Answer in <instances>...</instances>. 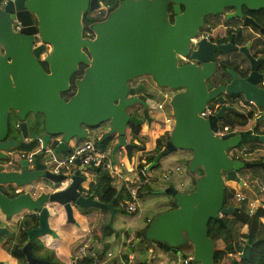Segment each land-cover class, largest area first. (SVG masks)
<instances>
[{
    "label": "water",
    "instance_id": "95a60500",
    "mask_svg": "<svg viewBox=\"0 0 264 264\" xmlns=\"http://www.w3.org/2000/svg\"><path fill=\"white\" fill-rule=\"evenodd\" d=\"M108 1L0 0V161L7 159L10 149L30 147L26 120L30 116L42 118L40 149L33 158L28 157L30 153L27 157L19 156L12 163L16 167L12 171H5L0 165V187L13 186L21 190L32 187L34 191L8 198L0 190V214L10 220L23 212L38 213V228L27 232V243L18 250L26 264H50L34 258L32 249L39 238L58 237L49 226V209L53 205L65 210L69 224H75L72 206L108 211L107 227L111 228L115 199L105 205L93 195L83 194L88 189V186L83 187L87 179L84 168L75 170L70 178L55 175L52 173L54 159L69 154L71 143L88 139L89 129L103 126L106 131L98 132L97 149H102L107 141L112 145L114 162L117 152L122 150L131 163L132 152L138 145L128 142L127 130L150 126L152 119L147 102L138 97V93L145 90L144 86H132L130 82L150 77L159 88L184 89V92L170 100L173 130L147 170L162 157L184 150L192 154L188 172L201 169L202 176L188 194L178 193L172 185L153 192L170 194L175 208L151 221L145 240L165 245L173 253L190 250L193 262L214 264L209 223L216 221L224 228L222 217L231 216L236 210L226 207L225 184L242 185L236 177L241 170L255 167L264 170V160L243 162L228 154L239 146L264 145V135L253 132L257 124L264 122V89L259 87L264 75L253 67L251 76L239 81L229 72L233 81L225 89L226 94L242 96L263 114L254 120L252 129L218 138L214 134L218 131L217 120L223 117L222 111L207 119L200 116L206 105L224 91L219 88L208 92L209 86L204 83L213 73L214 64H205L201 69L179 66L177 57L189 54L191 41L197 37L205 17L233 9L235 13L228 14L227 19H241L243 8L264 11V0H118L120 4L107 19L91 27L93 39L83 37V15L100 10ZM170 9L174 17L172 23ZM15 21L20 25L19 32L12 28ZM243 22L259 28L249 18ZM260 32L264 34L263 29ZM209 45L204 40L199 42L191 59L199 63L211 61L213 56L206 60L200 57L202 52H210ZM218 51L230 49L220 47ZM240 52L247 54L246 48ZM80 65L86 69L76 81L74 95L65 100L63 94L68 92L70 80ZM10 113L19 121L21 142L9 138ZM0 236L10 237L11 233L0 227ZM256 243L247 240L240 253L247 264L251 262Z\"/></svg>",
    "mask_w": 264,
    "mask_h": 264
},
{
    "label": "flooded vegetation",
    "instance_id": "af4514ba",
    "mask_svg": "<svg viewBox=\"0 0 264 264\" xmlns=\"http://www.w3.org/2000/svg\"><path fill=\"white\" fill-rule=\"evenodd\" d=\"M106 3V2H105ZM120 4L118 0H110L108 3H106V7L110 10L111 8H114V10L117 8V6ZM171 9L169 10V20L172 23L173 22V15L171 13ZM87 13H93V12H86ZM235 11L233 9H225L222 14L220 15H210L204 18L203 20V25L199 29L198 36H200L202 33L205 31L209 33V36L207 39H200L198 40L195 44L192 43L191 41V47H190V52L186 57H177L178 58V65L183 66V65H192L195 68L201 69L205 64H214L213 68V73L210 75V77L206 80H204L205 85L209 86V89L207 90L208 92L214 91L219 88H224V91L220 92L217 94L216 98L211 101L209 104L206 105L205 111H208L207 114L202 117L203 119H207L210 116L216 115L220 110L222 111L223 117L217 120L216 126L217 130L222 128L223 125H227L229 127L228 132L226 134H230L235 131H246L248 129H252L254 126V120L259 117L261 114V110L257 109L251 104H248L242 96H229L226 94L225 89L232 83L233 81V76L229 73L232 72L235 80L239 81H246L249 76L253 73V67L255 68L256 72L258 74H261L262 76L264 75V34L260 32V29L264 30V11H249L245 8L241 10L243 18L241 19H227L228 14H233ZM84 14V15H85ZM83 15V18H84ZM249 18L251 19L256 25L259 26V28H255L250 24H244V19ZM93 33L87 34V38L93 39ZM206 41L210 47V52H202L200 57L203 58L204 60L206 59H211L213 56V59L211 61H205L204 62H198L197 60H192L191 59V54L195 50V46L201 42V41ZM233 40V42H231ZM219 41V43H217ZM212 46L214 49H212ZM220 47H228L230 51L228 52H220L218 51V48ZM237 48V50L232 51L234 49L232 48ZM246 48L247 54L244 52H240V49ZM86 52V51H83ZM87 54V52H86ZM253 60V65L250 59ZM43 68L45 71H47V67L42 63ZM84 68L83 71L86 69L84 65H80L78 67L77 72H80L81 68ZM82 71V73H83ZM76 72V73H77ZM83 75V74H82ZM73 78V77H72ZM71 78V79H72ZM81 77L75 80L74 85L76 84V81L79 80ZM140 78V77H139ZM152 84L154 86L155 83L152 81L150 77H148ZM71 84L72 80H70V86H69V92H71ZM130 85L132 86H140L143 85L145 90L141 91L138 93V97L142 100L143 99V94L145 95H150L153 93V91L150 88V83L145 81V79L138 80L137 78L132 80L130 82ZM71 87V88H70ZM260 88L264 89V82L263 84L259 85ZM173 92V91H172ZM170 91V94L172 93ZM181 92H184V89H178L174 91V94H171L174 96L175 94H179ZM69 94V93H68ZM71 96H68L67 93L63 94V98L67 100ZM219 99L223 101H219ZM144 101L147 102V99ZM154 101H148V110H149V105L150 103ZM237 104V105H236ZM252 116V118H250ZM264 122L259 123L255 126V129L253 130L254 134L258 135H264L261 133H264ZM100 129V130H99ZM106 131V127L100 126L97 130H88V136L94 134H97L96 139L99 137L98 132H104ZM17 140V139H15ZM21 142L20 140H17ZM104 144H109V142H105ZM103 144V145H104ZM110 145V144H109ZM112 146V145H111ZM111 150V148H109ZM23 150V149H20ZM18 150V155L21 157L22 155L27 157L28 152L25 151H20ZM253 150L239 146V148L236 149H231L228 154L231 158L237 159L243 162L245 161V156L248 154H251ZM66 155H64L61 159L65 158ZM8 158V154H7ZM192 158V156H191ZM9 160V158H8ZM8 161L5 162L6 166H3L5 171H12L15 170V164H12L11 166L7 165ZM1 165V164H0ZM9 168V169H8ZM200 169H197L194 174L198 176V171ZM246 171V169L241 170L240 172L237 173L236 177L241 181L240 176L243 174V172ZM197 172V174H196ZM200 177V176H199ZM86 184V183H85ZM84 184V185H85ZM234 184V186H233ZM83 185V187H84ZM231 185V186H230ZM237 185V183L230 182L225 184V203L226 207L232 206L236 210L240 207L235 206L233 203V198H230V192L234 191V187ZM10 188V189H8ZM13 189V191L11 190ZM1 192L6 195L8 198H11L12 195H20L24 192V190L18 189L16 192L17 188L10 186V187H0ZM263 190V189H262ZM34 190L32 189L30 192L32 193ZM83 194H86L83 192ZM15 195V196H16ZM87 195V194H86ZM228 198V199H227ZM231 201V202H230ZM233 203V205H232ZM75 206H72V211ZM78 208V207H77ZM51 209V210H50ZM49 209L50 212V217H49V226L51 227L50 221H51V216L52 212L55 210H58L61 215H63L65 221H66V213L65 210L58 206V205H53ZM235 210V213L231 216H223V218H228L232 217L231 221L235 220V215L236 214H241V212H237ZM237 212V213H236ZM60 213L57 215V219L60 218ZM34 217L36 218V226L33 227L32 229H37L38 228V213L35 214H29L26 212H23L22 214L18 216L12 217L10 220H6L3 215L0 214V226L1 228H6L8 231L11 233V236H17L18 231L20 227L23 225V222H31L32 225H34ZM73 218H74V213H73ZM75 220V219H74ZM67 223V221H66ZM236 223V222H235ZM69 224V223H68ZM55 225V223H54ZM239 224H236V227H238ZM240 227V226H239ZM244 228V227H240ZM246 228V227H245ZM31 229V230H32ZM56 234L57 238H52V236H45L43 238L37 239L35 246L32 249V256L40 261H44L50 264H75L73 262L74 258H79L80 255L83 257H88L90 253H88L87 256L81 254L80 249L78 251H71L69 249L70 241L65 244H61V246H58L54 240H60V235L58 234L57 231L52 229ZM30 231V230H29ZM27 232L26 231V242L16 251L18 252L19 249H21L26 243H27ZM244 233L238 234V240L241 241ZM3 237V236H1ZM8 237V238H10ZM50 238V239H49ZM77 240V239H76ZM75 240V241H76ZM43 244V252H37L35 251V247L38 243ZM82 248V247H81ZM74 253V254H73ZM21 254V253H19ZM23 255V254H22ZM0 256L6 257L9 259L11 262L17 264V262L14 260L10 252H7L6 249L0 248ZM24 257V255H23ZM91 258L94 257V255H90ZM192 258V257H189ZM25 259V257H24ZM234 257H232V260ZM2 264H7L6 261H0ZM26 264V260L25 263Z\"/></svg>",
    "mask_w": 264,
    "mask_h": 264
},
{
    "label": "trees",
    "instance_id": "16d2710c",
    "mask_svg": "<svg viewBox=\"0 0 264 264\" xmlns=\"http://www.w3.org/2000/svg\"><path fill=\"white\" fill-rule=\"evenodd\" d=\"M86 15L87 14H85L83 18V27H84L83 37L84 36L87 37V34L92 33L91 27L95 21L93 18H88ZM83 69L84 68L82 67L80 69V72L75 73V75L71 79L73 85L71 84L72 88L70 87L71 92H69L70 90H68L67 92L68 96L74 95L75 93L74 82L76 79L82 76ZM250 118H252V116H250ZM13 119L15 123L14 126L12 123ZM39 122L40 120L35 122V125L32 128V135H34L35 138L31 140L30 147L27 150H20V151H25V152H28L29 154L34 149L37 148L38 140L42 136V131H41ZM18 124H19V121L16 115L14 113H10L9 115V138L18 139L16 136H14L17 132L19 133V130L17 129ZM139 129L140 128H136L134 132L138 134ZM80 142H83V141H80ZM164 145L165 143H162L161 146L157 145L156 150H155V155L158 154L164 148ZM153 158L154 157L151 156L146 161L147 163L146 166H148L152 162ZM7 161L9 162V160ZM125 164L128 165V161L126 159H125ZM185 168L187 170L188 164L186 165ZM93 174L95 176V181L92 183H89L87 191H84L87 194V196L93 195V197L97 201L105 205L110 204V202L113 199H115V202L113 205L115 208L114 216H116L118 213L128 214L126 212V206L124 202L129 201L130 196L126 188L124 186H122L120 190L113 188L112 186L113 178L109 176L108 173L100 169L94 170ZM123 175H124V172H123ZM198 176L200 177L202 176L201 169L198 171ZM189 177L192 182V188L181 194L191 193L195 188V180L191 176ZM87 179H86V183L88 182ZM154 179L152 180V182L145 183L138 188L137 195H138L139 201H142L144 196L152 195V192H154L152 188V183L154 182ZM168 186H171V184H169ZM11 190L13 191L12 188ZM234 193H235L234 191H231L229 193L230 198L231 196H234L233 195ZM15 195H12L11 198L15 197ZM166 195L171 198V203L169 207L170 209H168L167 211L173 210L175 208L174 197H172L170 194H166ZM244 205H245V202L243 204H240V207L236 210L237 212L238 211L241 212V214L235 215L236 221L235 220L231 221L228 218H223V223L225 225L224 228L221 227L216 221H211L209 223L208 237L210 238L214 246V256H213L214 264H220L223 260L226 259L228 254H232L234 257V259L230 260L228 264H247L240 257V253L242 252L243 247L245 246V243L247 240H250L251 243H254L257 241L256 245L252 249L250 264H264V238L262 240L256 239V235L258 231L260 230L264 231V208L258 207L252 216H248V213H247L248 209H246ZM59 213L60 212L58 210L53 211L52 216H51V221H50L52 229L57 231L58 234L60 235V240H54L58 246L62 244L61 236H63L65 239H67L69 235L72 236L70 239V245H69V249H71V251H74V250H77L83 247L84 244L91 238L95 241L100 242L104 246V248L102 249V252L97 254V261H101L104 257H107L110 254H115L117 247L120 246L121 248H123V251H121L122 253L120 254L121 260L127 261L128 256L130 254H134L135 258L141 259L142 264H146L145 260H146L147 254L150 252V249L147 246V243L145 240V231L149 227L150 222L156 217V215L152 219H150L148 222H147V219L143 220L142 223H139L138 227L134 228L133 230L117 231L113 228V223H112L111 228L107 227V223L109 220L105 218L109 215V212L105 210H100L97 208L80 209V208L74 207L73 213H74L75 224L66 223L61 213H60V218L57 219L58 218L57 215H59ZM136 215H137V212L130 214V217L133 218ZM33 221H34V225H32L31 222H26V223L23 222V225L20 227L18 231L19 232L18 235L15 237L12 236L8 238V237L0 236V248L6 249L7 252H10L14 260L17 262V264L25 263V259L23 255L19 254L16 251V249L20 248L26 242V231H29L33 227L36 226L35 217ZM236 224H239L240 227H246L245 233L243 234V236H241L242 238L241 241L238 240V237H239L238 235L232 234ZM156 245L161 247V249L164 251L169 252L171 250L169 247L165 245H162V244H156ZM42 249H43V244L39 242L35 247V251L40 252ZM182 257L185 260H187L189 259L190 256L184 254L182 255ZM0 261H6L7 264H15L3 256H0ZM73 262L75 264H94L95 263L93 258L83 257L81 255L79 258H74ZM187 263L188 264H199L191 260L190 262H187Z\"/></svg>",
    "mask_w": 264,
    "mask_h": 264
},
{
    "label": "rangeland",
    "instance_id": "374dc122",
    "mask_svg": "<svg viewBox=\"0 0 264 264\" xmlns=\"http://www.w3.org/2000/svg\"><path fill=\"white\" fill-rule=\"evenodd\" d=\"M106 3H108V2H106ZM106 6L107 5L105 3H103L100 10L93 12L91 14L87 13L86 16L88 18H93L95 20L93 25L103 22L114 11V8H111L109 10L108 7H106ZM83 29H84V27H83ZM85 38H87V37H85ZM88 39H90V38H88ZM137 79L142 80V81L145 79V81H147V83L148 82L150 83V88L153 91V93L150 95L143 94V96H142L143 99L144 100L147 99V103H148V101L154 100L155 102H157L159 104L162 103L164 106L163 107L164 109L162 111H159L156 114L150 115V118L152 119L151 134L156 133V132H162L161 134L158 135L157 141H156L157 145L161 146L162 143H166L169 140L170 135H171L172 130H173V122H172V124H166L164 122V117L173 118V116L171 114V109H170V100H171V94L172 93L174 94L175 90H169V89H164V88H159L157 86H154L152 84V82L150 81V79L148 77H145V76L137 78ZM170 91L171 92L173 91V92L170 94ZM164 96H166V97L164 98ZM162 118H163V120H162ZM38 120H40V122H41L42 118L40 116H38L37 118L30 116L27 119L26 123H27V127H28V132H29V135H28L29 139L27 142H30V140L35 138V136L32 135V128L34 127L35 122H37ZM12 123L14 126L15 125L14 119H13ZM131 129L133 130V133H131V132L126 133L127 138L129 136V141L133 143L134 140H140L139 136H137V134L134 132V130L136 128H131ZM14 136H16L18 138L17 140H20V141L23 140L22 135L18 132ZM96 136H97V134H94V133L92 135H90L89 141L96 142L97 141ZM79 143L80 142H77L76 145H78ZM249 146H251V145H249ZM109 148H111V145L104 144L102 147V150L106 153H111V150ZM138 149H139V146H138V148L133 150V152H132L133 156L136 154ZM18 150H20V149H18V148L17 149H10L6 153V154H8V158L11 161H13L15 159V157H19ZM191 156H192V154L189 151L178 150V151H175V152L168 154L165 157H162L158 161L157 166L155 165L153 167V169L151 168L150 174L148 173V177L150 179L155 178L154 181L156 180L155 182L152 183V188L155 190L165 189L169 184H171L180 193H184L185 191H188L189 189H191L192 188V182H191L189 176H191L195 181L199 178V176L195 175L194 173L188 172V168H187V170L185 168L186 165L189 164V160H190ZM8 158L6 160L0 161L1 166H6L5 162L8 160ZM149 158L150 157H148V159ZM248 158H250V157H248ZM118 160L119 161L125 160V155H119ZM177 167L180 168L179 172L176 171ZM249 171L251 172L252 170L250 169ZM137 175H138V173H137ZM164 175L167 177V179L164 178ZM87 178H88V176H87ZM89 179L90 178H88L87 180H89ZM115 181L118 184V180L116 179ZM254 189L257 190L256 187H254ZM154 192H156V191H154ZM234 192L235 193L240 192L239 194H243L245 197L247 196L245 193V192H247L246 188H241V191H239V192H238V189H235ZM231 197H233V201L237 204L238 202L235 201V197L234 196H231ZM170 203H171V198L165 194L155 195V196H152V195L144 196V198L142 199V201L140 202V205H139V209H138L139 212L137 211L138 215H136L135 217L132 218V217H130V214H119L118 213L116 216H114L113 228L117 231L133 230L134 228L138 227L139 223H142V221L144 220L145 217L153 218L154 215L157 216L158 214L165 212L168 209H170L169 208ZM238 204H240V203H238ZM105 219L109 220V215ZM229 219H232V217H230ZM245 231H246L245 227L240 228L239 226L238 227L235 226L232 234L233 235L242 234V233H245ZM236 237H238V236H236ZM79 249L74 250L73 252L75 253V251H78ZM41 252H43V250H41ZM95 252L100 253L101 252L100 247L97 246L92 241L88 242L87 249H86V253H87L86 255H88V253H95ZM229 261H230V259L226 260V264H228ZM105 264H107V263H105Z\"/></svg>",
    "mask_w": 264,
    "mask_h": 264
},
{
    "label": "crops",
    "instance_id": "0c3cea01",
    "mask_svg": "<svg viewBox=\"0 0 264 264\" xmlns=\"http://www.w3.org/2000/svg\"><path fill=\"white\" fill-rule=\"evenodd\" d=\"M164 98H165V96H164ZM156 113L157 112L149 113V115L156 114ZM171 114H172V112H171ZM162 120H163V118H162ZM151 126L152 125H150V126L143 125V127H141V129H139L137 136H139L140 140H134V142H133L139 146V149L134 156L132 153L131 163L128 162V165L126 164V168L124 169V175L123 176L125 179L130 180L132 187L137 186V184H136L137 179L136 178L138 176L137 173H138L139 168L147 165L146 161H147L148 157H151V156L154 157L155 156V150L157 147V142H156L157 137L162 132H156V133L151 134V130H152ZM263 128L264 127H262V129ZM127 132L133 133V130L130 128L127 130ZM261 134H264V133H261ZM28 139H29V137H28ZM127 140H128V142H130L129 136H128ZM76 143L77 142L71 143V148L74 145H76ZM130 143H132V142H130ZM246 148H248V150L249 149L253 150V152L251 154H248L245 156L246 162L257 163V162L264 160V145H256V146L251 145V146L246 147ZM39 149H40V146L38 144L37 148L34 149L31 153H36V152H38ZM248 157H250V158H248ZM115 160L119 161L118 155H116ZM7 165H8V163H7ZM176 169H178L177 172L180 171V168L177 167ZM249 170L250 169H246V171H244L243 174L240 176V179H242L241 180L242 185L237 184L234 187V191H235V189H238V192H239V191H241V188L247 189V192H245L247 195L246 196L247 198L243 194H241L246 199L245 205H244L246 209H248L249 206H251L252 204L255 206V210L258 207L264 208V170L261 168H258V167L252 168L251 172ZM125 173H126V175H125ZM149 174H150V171H149ZM88 178H90V179L84 185L86 187L89 186V183H92L95 181L94 175H88ZM148 179L150 180V178H148ZM149 182H152V181H149ZM112 186H113V188L120 190L121 182L118 180V184H117V182L115 181V178H114ZM233 186H234V184H233ZM34 187H36V185ZM254 187H256L257 190H255ZM18 189L19 188H17L16 191H18ZM32 189H33L32 187L31 188L29 187L27 189H24V191L30 192ZM162 190H164V189H159V190L153 189V191H156V192L162 191ZM155 195L156 194H153V192H152V196H155ZM36 196H37V194H36ZM140 202L141 201H139V205H140ZM233 203L235 204V206H238V203L237 204L235 202H233ZM233 203H232V205H233ZM165 212H167V211H165ZM162 213H164V212H162ZM145 219H147V222H148L152 218L145 217L144 220ZM229 220H231V219H229ZM236 235H238V234H236ZM71 237L72 236L69 235L68 238L65 239L63 236H61L62 243L63 244L68 243L70 241ZM263 238H264V231L263 230L258 231V233L256 235V239L262 240ZM89 240L94 242L97 246H99L101 249V252H102V249L104 248L103 244H101L100 242L98 243V241H95L93 239H89ZM89 240L84 244V246L82 248L87 249V244H88V242H90ZM146 243L150 249V252L147 254V257L145 260L146 264H185L184 263L185 259L182 257V255L185 254V255L192 257L190 250H181L180 249V251H177V253H173L171 250L169 252L162 250L161 247L156 245L158 243L152 242L150 244L147 241H146ZM121 251H123V248L118 246L115 254H110V256L104 257L101 261H97V254H99L98 252L90 253L88 257H90V255H94V257H93V260L95 262L94 264H105V263H107V264H142L141 259L135 258L134 254H130L128 256L127 261L121 260V258H120V254L122 253ZM130 256H133V259H129ZM189 259H191V261H192V258H189ZM228 259L232 260V258L226 257V259L224 260L225 264H226V260H228ZM188 262H190V260H188ZM186 264H188V263H186Z\"/></svg>",
    "mask_w": 264,
    "mask_h": 264
},
{
    "label": "built area",
    "instance_id": "2783aa9c",
    "mask_svg": "<svg viewBox=\"0 0 264 264\" xmlns=\"http://www.w3.org/2000/svg\"><path fill=\"white\" fill-rule=\"evenodd\" d=\"M12 28L15 32L20 31V25L18 22H14L12 25ZM209 36L208 32L202 33L200 36L192 39V43L195 44L200 39H207ZM181 58V57H180ZM166 97V96H165ZM251 104V103H248ZM252 105V104H251ZM163 104L156 103L152 101L149 105V113H155L162 111ZM171 109V108H170ZM172 112V111H171ZM208 111H203L200 113L201 117H204L205 114H207ZM173 116V115H172ZM174 121L173 118L170 117H164V122L166 124H172ZM229 127L227 125H223L222 128H220L217 133L214 134V136L221 138L228 132ZM28 141V140H27ZM33 154L30 153L29 158H33ZM116 155H125L122 150L118 151ZM10 165V163L8 164ZM83 167L84 168V175H94V170H102L106 173H108L109 176H111L115 180H119L121 182V187L124 186L130 196L129 201H125L124 204L126 206V212L128 214H132L138 211L139 209V199L137 195V190L140 186H142L145 183H148L149 181H152L153 179H148V173L147 167H141L138 170V176L136 187H132L130 180H127L123 176L124 169L126 168L125 160L113 161L111 157V153H106L102 149L98 150L96 147V142H91L88 139L84 140L83 142H80L78 145H74L71 148V151L69 154L65 156V158L61 159H54L53 167H52V173L55 175L58 174H64L68 178H70L71 174L78 168ZM123 171V172H122ZM178 171V169H176ZM164 178L167 179V177L164 175ZM120 187V188H121ZM17 192V191H16ZM235 200L243 204L246 199L244 196H242L239 193H234ZM255 212V206L252 204L248 208V216H252ZM81 254L87 256L86 254V248H80ZM110 256V255H108ZM228 258H232V254L227 255ZM129 259H133V256H130ZM191 260V259H188ZM188 260H185V264L188 262ZM220 264H225L224 260Z\"/></svg>",
    "mask_w": 264,
    "mask_h": 264
},
{
    "label": "bare ground",
    "instance_id": "6f19581e",
    "mask_svg": "<svg viewBox=\"0 0 264 264\" xmlns=\"http://www.w3.org/2000/svg\"><path fill=\"white\" fill-rule=\"evenodd\" d=\"M27 156H28V155H27ZM17 158H18V157H15V159H14L13 161H11V160L9 159L8 164L10 163V165H11L15 160H17Z\"/></svg>",
    "mask_w": 264,
    "mask_h": 264
}]
</instances>
